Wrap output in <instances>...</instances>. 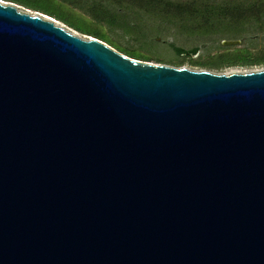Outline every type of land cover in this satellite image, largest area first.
<instances>
[{
	"label": "water",
	"instance_id": "95a60500",
	"mask_svg": "<svg viewBox=\"0 0 264 264\" xmlns=\"http://www.w3.org/2000/svg\"><path fill=\"white\" fill-rule=\"evenodd\" d=\"M0 264H264V69L152 64L0 1Z\"/></svg>",
	"mask_w": 264,
	"mask_h": 264
},
{
	"label": "trees",
	"instance_id": "16d2710c",
	"mask_svg": "<svg viewBox=\"0 0 264 264\" xmlns=\"http://www.w3.org/2000/svg\"><path fill=\"white\" fill-rule=\"evenodd\" d=\"M49 16L72 30L97 38L122 54L150 62L149 55L120 46L108 36L120 31L139 38L150 37L149 22L165 25L185 38L202 37L216 42L203 61L192 60L199 46L189 49L170 44L178 61L156 58V63L181 67L185 60L208 71L230 67L264 66V0H3ZM153 27V26H152ZM157 31L158 28L153 27ZM159 31V30H158ZM251 39L250 46H222V40Z\"/></svg>",
	"mask_w": 264,
	"mask_h": 264
},
{
	"label": "rangeland",
	"instance_id": "374dc122",
	"mask_svg": "<svg viewBox=\"0 0 264 264\" xmlns=\"http://www.w3.org/2000/svg\"><path fill=\"white\" fill-rule=\"evenodd\" d=\"M0 1H2L4 3H11V4L15 5L21 11H28L32 14H38L39 13V12H33L31 10L25 9V8L19 6L15 3H12V2H6L3 0H0ZM39 14H41V13H39ZM55 21L58 24H60L61 26H63L65 29L71 31L72 33H75V34H77L81 37H84V38L91 37V36H87V35H82L76 31L72 30L71 28L67 27L63 23H61L57 20H55ZM149 26H150V28L147 30V35H151V36L146 37V38H139V37L134 36V35H127V34H124L120 31H110L108 36L111 40L115 41L120 46L132 49V50L138 52L139 54H145V55L151 56V58H153V59L149 63H152V64H159V63H156V60H155L156 58H161V59H164L166 61H172V62L178 61L177 56L175 54H173V52L169 46L170 44H173V45L178 46V47H183L185 49H189L193 46H199L200 50H199L198 55L196 57L192 58V60H194V61H196V60L203 61L204 57L208 53L212 54L214 52V49L217 45L216 42H213L207 38H202V37L185 38L183 36L176 34L173 30H168L165 25H162L160 23L158 24V23L149 22ZM152 26L153 27L155 26L156 28H158L157 31L155 29H153ZM260 36L261 35H259V36H255V35L246 36L241 40L240 46H244V47L250 46V44L252 43L251 42L252 38L259 42ZM104 43H106V42H104ZM106 44L108 46H110L108 43H106ZM110 47L113 48L112 46H110ZM113 49L118 51L116 48H113ZM145 62H147V61H145ZM173 64L176 65L175 63L163 64V65L175 67ZM176 68H187L189 70H195V71L205 70V69H201L199 67L191 65L189 60H185L181 67H176ZM262 69H264V66H261V67L257 66V67H251V68L230 67V68L222 69L221 71H210V72L215 73V74H232V73H249V72H253V71H259Z\"/></svg>",
	"mask_w": 264,
	"mask_h": 264
}]
</instances>
